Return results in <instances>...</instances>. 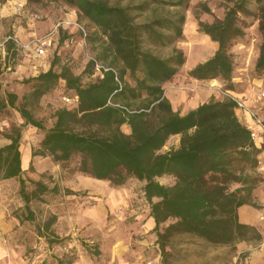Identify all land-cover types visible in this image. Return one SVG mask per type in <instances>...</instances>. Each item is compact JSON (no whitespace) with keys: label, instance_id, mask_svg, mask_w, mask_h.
<instances>
[{"label":"trees","instance_id":"trees-1","mask_svg":"<svg viewBox=\"0 0 264 264\" xmlns=\"http://www.w3.org/2000/svg\"><path fill=\"white\" fill-rule=\"evenodd\" d=\"M6 1L0 0V6ZM26 1L33 4L45 0ZM55 1L76 7L80 16L95 25L97 39L106 43L97 57L117 69L123 87L119 88L112 71L103 77L95 75L91 61L88 68L95 79L88 82L73 68L61 65L62 50H67L70 40L65 36L62 46L60 42L55 45L50 68L24 80L31 87L21 103L17 93L8 91L3 95L0 88V114L14 108L24 118L23 126L42 132L33 156L51 157L68 170L74 164L71 172L107 181L115 188L129 184L130 180L142 182L143 200L136 201L139 206L150 208L163 264H170L173 239L180 235L216 246L262 240L255 226L241 221L239 209L256 205L255 192L264 180L259 168L264 142L258 146L252 139L232 98H213L181 115L173 110L165 95L164 83L173 79L187 62V55L175 43L184 35V9L189 0H146L136 5L111 4L108 0ZM149 3L171 5L177 10L171 15L138 21ZM230 3L222 19L199 22L202 32L219 45L212 57L198 62L188 75L200 81L219 79L226 89L234 90L236 55L232 49L255 21H259L262 41L255 72L259 76L264 74V0ZM253 5L258 12L252 10ZM60 32L66 33L63 29ZM76 33L71 36L78 39ZM157 46H172V51L164 57L154 51ZM60 85L73 94L71 97L77 96L78 101L58 108L52 115L53 125L48 127L36 117L35 110L40 99ZM125 124L130 126L131 133L123 131ZM22 132V126H14L12 134L5 135L11 143L0 148V180L20 178V193L29 211L25 218L14 213L21 223L34 220L30 208L33 198L58 191L43 182H33L37 188L32 194L28 192L22 176ZM178 134L182 135L180 147L161 152L169 138ZM163 176L173 177L174 183L162 184L158 179ZM138 195L141 197V193ZM50 224H46L47 229ZM39 228L35 233L44 237L47 245L55 242L51 240L54 237L56 243L64 246L63 241L58 242L61 235L55 230L42 232ZM56 259V264H74L77 255L69 251Z\"/></svg>","mask_w":264,"mask_h":264},{"label":"rangeland","instance_id":"rangeland-1","mask_svg":"<svg viewBox=\"0 0 264 264\" xmlns=\"http://www.w3.org/2000/svg\"><path fill=\"white\" fill-rule=\"evenodd\" d=\"M108 1L111 4L119 3L120 5H136L143 3L146 0ZM229 4H231L230 0H189L188 5L184 9L186 14V21L183 26L184 35L175 43V46L181 48L187 55L186 68L189 65L188 60L191 64H196L198 62H203L214 55L216 50H214L212 47V39L202 32L199 22L203 21L205 23H212L218 19H222L225 15L226 6ZM251 8L254 10V12H258L256 5H253ZM27 10L29 11L30 16L34 18V25L30 26V28H27L29 32H34L39 23H44V26L46 27L44 28L41 35L38 36V38L50 33L60 22L65 19L79 20L86 25L87 29L91 33V37L90 35L88 37L87 45L83 46L80 44L78 47V43L73 44L74 42H71L72 29H68L70 28L68 26L59 27V30H57L54 35V46L48 51V55L52 56L54 52L53 48L56 47L55 45L60 42L62 46L64 43L63 38L65 36H69L70 43L66 44L67 50H62L60 64L73 68L74 73L81 75L84 82L94 80L95 76L90 74L91 70L88 68V64L90 62L89 56H99L102 49L106 46L105 40L102 42L97 39L99 38V34H96L97 31L95 25L88 19L80 16V13L76 7L67 5L62 1L45 0L40 3H33ZM175 10H177V7L171 5H157L149 3L147 5L146 11L141 16H139L137 20L142 22L152 19L156 16L171 15ZM251 20H254L253 17H251ZM258 25L259 21H255L252 25H250L246 30V36L236 45H234L232 49L236 55V69L233 78L236 86L234 87V90L226 89L225 84L219 79L205 80L202 82L206 83H201L202 85L207 86V83L209 82L210 84L212 83L213 86H218V88H220L219 92L222 95V99L230 98L231 95L237 96V94H241L246 96L248 99H254L257 104L264 106V97H260L261 92L264 91V74L259 76L255 72V64L259 55V46L262 42L259 35L260 32L258 30ZM61 29H63V31L66 33L64 34L63 32H60ZM11 35L14 36V34ZM36 40L37 39H34L32 41L31 46L34 45ZM154 51L159 55L166 57L171 53L172 46H157L154 47ZM21 63H25V67H32L34 62L32 60H26L25 52L16 50L13 45L9 51L7 66L11 67V69H14L15 65ZM184 67L185 65L182 67V69ZM41 72L44 71H39L33 75L26 72L20 81L21 84L16 85L15 91H17L19 96V103L22 102L23 96L30 91L31 87V83H24V80L35 77ZM62 84H64L63 81ZM1 91L3 95H5V92H8V90ZM72 95L73 94L69 93V91H67L64 86H58V88L45 94L40 99L39 106L35 110L36 117L43 119L46 126H52L54 122L52 115L60 107L72 106L64 100V97H71ZM258 115L262 117L260 113H258ZM0 119L6 122L3 131L0 130V133L4 135L12 134V128L14 126H22V131L25 132L29 130V126L22 125L24 124L23 122L25 120L14 108H7L3 113L0 114ZM122 129L126 133H131V128L128 124L123 125ZM34 130L36 131V134H33L34 138H36L35 136L37 134L42 135V132L39 129L35 128ZM181 137L182 135L180 134L171 136L165 146L161 149V152L179 148ZM36 146L37 145L34 147ZM44 160H46L44 161V165L49 164V166H51L55 163L51 157L48 159L45 158ZM74 166V164H71V167ZM71 167H69L68 170L60 166V171L58 173H51L49 171L39 173L37 169L32 166L31 172L24 175L26 187L28 192L31 194L33 190L37 188L33 182H43L47 184L52 190H54L53 188L58 189V191L39 194L38 197L32 199L30 202V208L31 212L34 214V220H24V222L21 223L24 228H27V230L35 229V232L38 231L39 227H41L42 232H52L51 230H55L56 223L55 220L53 221V217L56 216L55 214L59 212L60 209H62V205H66V200L71 202L74 195L78 197L80 195L86 194L84 192H77L76 194L68 193L67 190L70 189V187L67 186V183L73 179L75 175H77V173L75 174V172L70 171ZM259 168L260 173L264 178V156H260ZM19 179L17 180L19 181ZM91 180L96 184L101 193H107V181L99 179ZM158 180L165 185H172L174 183V178L171 176H163ZM129 184H135L134 189L137 190L140 189L142 182H139L138 180H130ZM7 187H10V185H7ZM258 192L264 194V180L260 182L258 188L256 189V205L254 206L256 209H258L259 220L261 222L260 224L264 229V205L260 204L258 201ZM16 195L18 196V199L14 198L8 208L12 209L13 213H20L25 218L29 215V211H27V209L24 207L20 189L18 193L16 192ZM4 201L6 204L9 203V200L4 199ZM63 211L72 213L71 203H68V206ZM48 222H52L49 229L46 227ZM64 225L66 226V222ZM256 229L260 232L257 227ZM75 232L76 234L74 235H61V237H59L58 242L63 241L64 246H61L60 243H56L57 239L54 237H51V240L55 242L49 246L47 245V241L44 239V237L38 238L37 235L31 233L30 237H28L29 239H26L28 245L26 250L23 252L24 258L28 256L32 264H43L45 262H48V264H56V258L58 256H62L64 253L69 251H73L78 256V258H81V255H84V258L81 259L80 264H107L109 254V252H107V245L112 244L111 240H107V233L99 234L90 230L89 234H87L81 229H76ZM126 232L127 233L122 235V238L131 242L129 244L127 243L128 248L126 249V252L128 259L129 261H136L139 257V248L135 244L133 237H131L129 230H126ZM123 243L124 242L118 241L117 245H121ZM248 244L252 246L253 250L242 251L238 254L236 246H216L190 235H180L173 239L168 260L170 264H245V260L251 256V253L256 254L257 250H261V247L264 244V235L262 234V240H252L249 241ZM97 252L100 253L97 254ZM89 257H91V259H89ZM234 257L238 258L236 262H233ZM91 260L93 262H91ZM156 260L157 259L155 256H148V258H143V264H147L148 261H154L156 262L155 264H160V262L162 263L161 252L160 258L157 261ZM259 264H262V260H259Z\"/></svg>","mask_w":264,"mask_h":264},{"label":"crops","instance_id":"crops-1","mask_svg":"<svg viewBox=\"0 0 264 264\" xmlns=\"http://www.w3.org/2000/svg\"><path fill=\"white\" fill-rule=\"evenodd\" d=\"M30 5L31 3L26 0H7L0 6V88L3 91L8 90L9 92L17 93L15 87L21 84L20 81L26 72L33 75L42 70L47 71L51 65L50 55L38 57L35 52V45L31 46L32 41L38 39V36L41 35L46 27L44 23H39L34 32L27 30V28L34 25V18L30 16L27 10ZM71 31L76 33L75 29ZM11 34H14V36ZM9 43L11 44L10 49L14 45L16 50L25 52L26 60L34 62L32 67H25V63L15 65L14 69L7 66L10 51ZM76 43H78L79 47V41H75L73 44ZM218 45V42L212 40L214 50H217ZM188 63L187 68L185 64L181 72L170 81L164 83L165 95L170 100L173 110L181 115L187 114L213 98L222 99L218 86H213L209 82L205 86L201 83L206 82L188 76L189 70L197 64H191L189 60ZM236 97H244L248 105L257 110L256 112L260 113L264 119V106L257 104L254 99H248L241 94H237ZM237 115L244 124L250 120L245 112L237 110ZM5 123L4 120L0 119L1 131H3ZM34 129L29 126V130L22 132L20 145L22 176L24 177L25 174L31 172L32 166L39 173L47 171L58 173L60 171L59 164L44 165V161H46L44 159L50 157L33 156V147L39 144L42 139V135L39 134L34 138L33 134H36ZM263 142L262 139L257 140L256 144L262 146ZM10 143L11 140L0 133V148ZM262 156H264V150L261 153ZM17 179L19 177L0 180V264H32L28 256L24 258L23 252L28 245L26 239H29L28 237H30L31 233L37 234L34 230L24 228L19 218L12 212V209L8 208L14 198L18 197L16 192H19L20 184ZM91 179L95 178L77 173L67 183L71 190L86 194L78 197L74 195L71 202L66 200L67 206L68 203H71L72 213L63 211L67 207L65 204L56 213L55 231L57 234L74 235L76 234V229H81L87 234H89L90 230L99 234L107 233V240L112 242V244L107 245V252H109L107 264H143V258H148V256H155L158 260L160 258V249L157 243V234L154 231L155 220L150 215L149 207L145 205L139 206L138 204L139 200H143L142 189L135 190V184H127L123 187L115 188L107 182V193H101ZM7 185H10V187H7ZM139 193H141V197L138 195ZM257 195L259 196V203L264 205V194L258 192ZM4 199L9 200V203L6 204ZM239 215L242 222L257 227L264 235L258 209L252 205H245L239 209ZM65 222L66 226L64 225ZM126 230H129L140 251L136 261H129L128 259L126 249L131 242L122 238V235L127 233ZM37 236L42 238L39 235ZM118 241L124 243L117 245ZM235 246L238 254L242 251L253 250L248 241L239 242ZM82 258H84V255H81V258L77 256L74 264H80ZM233 259V262H236L238 258L234 257ZM259 260H262V264H264V244L261 250H257L256 254L251 253V256L244 263L259 264ZM91 262L93 261L91 260ZM162 263L160 262V264Z\"/></svg>","mask_w":264,"mask_h":264},{"label":"built area","instance_id":"built-area-1","mask_svg":"<svg viewBox=\"0 0 264 264\" xmlns=\"http://www.w3.org/2000/svg\"><path fill=\"white\" fill-rule=\"evenodd\" d=\"M68 26L69 29H75L76 32L79 34V38L76 39L75 37H72L71 42L79 41L81 45H87V40L89 37V30L87 29L86 25L80 22L79 20H69L65 19L62 22H60L50 33L46 34L45 36H42L38 38L35 42V52L38 57H44L48 55V51L54 46V35L57 30H59V27ZM71 33H74L71 31ZM11 38V37H10ZM70 43V40L68 41V44ZM55 49V47H54ZM89 61H91L94 64L95 68V75L103 77L105 73L107 72H114L116 75V80L118 82L119 88L121 89L123 87V82L118 76V71L114 67L110 66L106 62L100 60L98 57L94 55L89 56ZM261 98L264 97V91L261 92ZM230 98L234 99L236 101L237 110L240 112H245L250 120L247 121L245 124L249 128L251 132V137L254 141L257 140H263L264 141V119L258 115V113L248 105L246 99L244 97H236V96H230ZM64 100L67 103H77L78 97H64ZM109 103H112L109 100ZM147 264H154L153 261H148Z\"/></svg>","mask_w":264,"mask_h":264}]
</instances>
